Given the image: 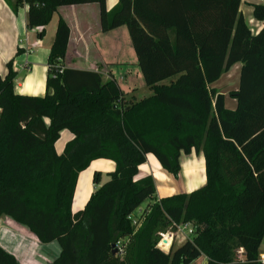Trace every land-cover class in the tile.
I'll return each instance as SVG.
<instances>
[{
  "label": "trees",
  "instance_id": "16d2710c",
  "mask_svg": "<svg viewBox=\"0 0 264 264\" xmlns=\"http://www.w3.org/2000/svg\"><path fill=\"white\" fill-rule=\"evenodd\" d=\"M253 17L264 23V0ZM97 4L102 33L127 28L151 95L129 99L111 76L66 68L71 30L59 18L48 58L46 95L15 92L9 62L0 77V219L26 227L42 245L58 243L52 264H261L264 240V27L253 34L242 0H15L28 6V29L45 28L63 7ZM20 55V51L18 52ZM240 64L237 90L213 89ZM175 79V80H172ZM172 80L169 84L165 81ZM64 131L74 139L55 150ZM205 160L206 184L150 206L140 228L132 217L156 195L139 168L153 157L177 177L180 158ZM96 160L115 164L93 183L84 210L72 213L79 175ZM190 224L193 235L167 253L159 234ZM121 244L123 254L114 246ZM0 264H19L0 246Z\"/></svg>",
  "mask_w": 264,
  "mask_h": 264
},
{
  "label": "crops",
  "instance_id": "0c3cea01",
  "mask_svg": "<svg viewBox=\"0 0 264 264\" xmlns=\"http://www.w3.org/2000/svg\"><path fill=\"white\" fill-rule=\"evenodd\" d=\"M14 2L15 0H0V77L5 78L8 75L7 65L12 61L13 69L17 73L14 80L16 94L31 97H44L46 95L48 58L59 18H63L71 30L68 51L63 62L66 68L91 72H99L98 68H103L108 73L115 66L127 67L129 65L127 64L129 60L124 58L121 52L119 56L115 54L116 33L120 32L122 28L109 33H102L100 9L97 4L60 8L45 28L44 38L40 40L37 35L41 30H31L27 27L28 6L24 5L15 12ZM259 3L262 2L260 0H242L240 8L242 15L243 7L246 8L247 14L250 16L249 24L245 18L244 20L253 34H258L264 27V23L256 21L253 17L252 5ZM117 4L118 0H106L108 11H112ZM112 34H115V37H111ZM19 51L20 55H18ZM133 66H138L137 59ZM127 72L129 76H126V79L131 81V72L130 70ZM108 75L109 78L111 75L116 80L112 73H108ZM214 85L212 88L218 90ZM237 89L238 86L235 90ZM122 90L124 91V89ZM218 91L227 96L226 108L235 110L237 108L236 100L229 98L227 93ZM126 93H128L127 89ZM227 101L231 102L232 108H228ZM73 139L74 136L70 132H62L60 140L55 145L56 153L62 155L66 145ZM152 159L154 158L148 156L147 163L141 166L139 170L142 176H149V173L142 169L150 164L154 176L157 174L162 176L160 179L154 177L157 191L161 192L159 194L160 199L177 194H190L206 184L205 160L202 155H196L193 152L188 156H181V174L184 167L185 175H181L183 177H181L180 183L173 181L167 183L169 175L161 170L162 174L159 164L155 159L154 161ZM114 171L115 164L113 162L96 160L79 175L72 205L73 214L84 210L92 193L99 187L93 183L95 173L101 174L100 186H102L109 181L108 175ZM20 228L21 225L10 218L0 219V246L13 255L19 264H41L38 262L40 252L37 249L49 245H42L28 229V233H24L20 231ZM29 242L31 245L27 244ZM262 255H264V240L259 250V257ZM192 264H208V260L201 257Z\"/></svg>",
  "mask_w": 264,
  "mask_h": 264
},
{
  "label": "rangeland",
  "instance_id": "374dc122",
  "mask_svg": "<svg viewBox=\"0 0 264 264\" xmlns=\"http://www.w3.org/2000/svg\"><path fill=\"white\" fill-rule=\"evenodd\" d=\"M110 4H111V1H110ZM242 11H243V17L245 18L246 22L248 23L250 16H249V14H247L246 8L243 7ZM120 32H121V34H120ZM120 32L116 33L117 36L115 38V45H114L115 54H117V56H119L120 52H121L122 56L124 58H127V60H129L127 63L129 65L127 67H123V66L122 67L121 66L116 67L115 66V68L108 73L113 74V76L116 78L120 87L122 89H124L125 93H126V89H127L128 93H126V95L128 97V100L129 99H135L138 101V100H141V99L148 97L151 94V92L147 88V86L145 85V82H144V79L141 75L139 67L133 66V63L134 64L136 63V56H135V53H134V50L132 47V43H131L129 32H128L127 28H125V27L122 28V30ZM111 37H115V34H112ZM240 68H241L240 64L235 65L229 71V73L223 75V77L214 85V87L223 93H227V95L230 92L235 91L237 86L239 87ZM128 70H130V72H131V77H132L131 81H128L126 79V76H129L128 72H127ZM98 71L103 75L104 81H107L109 79L108 73L106 71H104L103 68H101V69L98 68ZM110 77H111V75H110ZM172 80H175V79H172ZM172 80H167L164 82V84H169ZM231 105H232L231 102L227 101L228 108H232ZM152 161H154V159H152ZM195 162H196V160H195ZM150 163H152V162H150ZM159 168H160V166H159ZM142 170L147 171L149 173V176H151L154 179L155 185H156V180L154 178L155 176H154L153 169L151 168L150 164H148V167L146 166ZM160 172L162 173L161 168H160ZM181 172H182L181 165H180V172H179L177 177L166 172L169 175V177L167 179V183H171V181L176 182V183H180L181 177H183L181 175H185L184 167H183V173L182 174H181ZM156 191H157V185H156ZM160 193L157 191L155 197L152 198L151 200H148L147 202H145L140 207V209L134 214L133 224L134 225H135V223L138 224L139 225L138 228H140L141 225L143 224L145 217L148 214L147 211H148L149 207L153 206L154 204H156L162 200L159 198ZM20 231L24 232V233H28L27 228L24 226H21ZM180 240H182V238H180V239L175 238L174 244H173L174 248H178L179 246H181L184 243V242L180 243ZM25 242H27V241H25ZM27 244L31 245L30 242ZM37 250H39V252H40L38 262L41 264H52V262L60 254V248H59L58 243H54V244L49 245V246H42L40 249H37Z\"/></svg>",
  "mask_w": 264,
  "mask_h": 264
},
{
  "label": "built area",
  "instance_id": "2783aa9c",
  "mask_svg": "<svg viewBox=\"0 0 264 264\" xmlns=\"http://www.w3.org/2000/svg\"><path fill=\"white\" fill-rule=\"evenodd\" d=\"M133 217H132V219H133ZM135 225H138V224L135 223ZM193 233H194L193 227L190 224L177 227L176 232L168 231V232L160 233L159 234L160 239H159V243H158L157 247L160 250L168 253L171 250V248L173 247L175 238H178V239L182 238V240H180V243H183V242H186L187 240H189V238L193 235ZM116 248L119 251V253L122 255L123 249H122V246L120 243H118L116 245ZM259 262L261 264H264V255L259 257Z\"/></svg>",
  "mask_w": 264,
  "mask_h": 264
},
{
  "label": "water",
  "instance_id": "95a60500",
  "mask_svg": "<svg viewBox=\"0 0 264 264\" xmlns=\"http://www.w3.org/2000/svg\"><path fill=\"white\" fill-rule=\"evenodd\" d=\"M116 246H114V249H113V255H115L116 254Z\"/></svg>",
  "mask_w": 264,
  "mask_h": 264
},
{
  "label": "bare ground",
  "instance_id": "6f19581e",
  "mask_svg": "<svg viewBox=\"0 0 264 264\" xmlns=\"http://www.w3.org/2000/svg\"><path fill=\"white\" fill-rule=\"evenodd\" d=\"M155 177L157 178V179H160V177H162L161 175H155Z\"/></svg>",
  "mask_w": 264,
  "mask_h": 264
}]
</instances>
